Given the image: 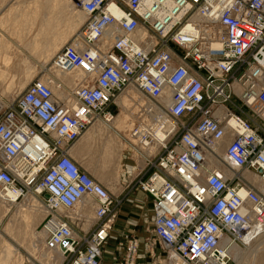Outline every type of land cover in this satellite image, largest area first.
Here are the masks:
<instances>
[{
    "label": "built area",
    "instance_id": "2783aa9c",
    "mask_svg": "<svg viewBox=\"0 0 264 264\" xmlns=\"http://www.w3.org/2000/svg\"><path fill=\"white\" fill-rule=\"evenodd\" d=\"M67 1L87 19L53 63L79 71L80 79L65 98L38 78L13 99L0 98V200L47 194L44 248L68 255L67 264H102L103 256L110 264H136V233H123L103 251L118 200L69 154L90 125L111 122L110 106L131 86L152 104L148 112H164L172 127L137 182L165 259L232 264L223 237L245 242L251 227L253 236L264 232V197L243 175L221 169L226 164L264 181V0ZM110 28L114 36L106 39ZM86 199L96 222L82 241L69 212Z\"/></svg>",
    "mask_w": 264,
    "mask_h": 264
},
{
    "label": "rangeland",
    "instance_id": "374dc122",
    "mask_svg": "<svg viewBox=\"0 0 264 264\" xmlns=\"http://www.w3.org/2000/svg\"><path fill=\"white\" fill-rule=\"evenodd\" d=\"M31 1H34V0H0V32H3L6 38L10 41L9 46L12 48L15 47L14 43L17 42L18 40H19L18 42H20L21 44H24L25 39L21 37L23 36L24 33L23 34L20 33L21 36H18L19 34L15 33L14 29H17V28L10 26L13 23H11V21L9 20V16H7V14L10 11H14V9L16 10V9L25 7V5ZM68 3L71 5L70 2ZM45 6H48V4ZM31 8L35 10V12H31L28 14H25V12L24 14L22 13L17 14L21 16H20V22L19 20L17 21L16 19L15 26L18 27L22 32L25 31V34H27V37H28L26 38V42L29 45L31 44V42L34 44L35 35H38L37 36V38L39 37L38 40H40L41 38V42L43 43L52 41L54 33H57L63 30L61 27V23L58 22V24H56V22H54L53 24L55 25V27H53V29L50 27L49 28L50 30L49 31L47 30L48 34L47 32L46 34L43 33L42 29L41 30L39 29V32L42 33L43 35L39 34L38 31L36 32V30L33 29L34 27L31 26L32 21L30 22L29 20L42 19V17L46 15L47 13L44 11H41L43 7H40L37 5H34ZM37 8H38V11H36ZM54 13L56 12L54 11ZM25 15L26 17H24ZM31 17H33V19H30ZM77 29L78 28H74V30L70 31L66 35V37H64L62 42L65 43V41H67L69 37L74 32H76ZM49 35H50V38H49ZM44 36H47V38ZM66 38L68 39L66 40ZM62 42L61 44L63 45L64 43ZM61 44L58 45L54 57L56 56L57 52H59L58 50L61 48L62 46ZM45 49L47 48L45 47ZM21 50L22 52L20 51L17 52V50L13 48V51L11 53L12 54L14 53L16 55V56L14 55L13 57L21 59L22 56L25 55L24 54L25 51L22 47H21ZM45 53L46 51L43 54H41V56L33 55L32 53L30 55L33 58L35 57V59H40L39 57L43 58L45 56ZM53 58L51 59L52 65L48 64L50 62L49 61L44 67L45 70L40 72V74H39V71L44 68L38 65L35 68L33 76H29V77L27 76L28 78L27 77L25 78L24 77H12L11 78L10 76H0V98L5 99L7 101L13 99L17 95H19L21 92H23V89L27 83H29L31 80L35 78H38L43 81L51 80L52 81L51 86L56 87L57 89H64V90L66 89L65 94H68L69 96L70 95L69 93H71L70 91L73 87L75 77L73 78L74 80H72L71 87H69L68 89L66 86V82H65L66 79L65 78L63 79V77L59 73H56L57 70L54 68L55 64L53 63ZM20 61L21 60H17L16 62L13 63V65L10 64L8 68L10 67L18 68L20 64L22 63ZM14 66H17V67H14ZM48 68H49V71L47 73L46 71ZM77 72L78 71L74 72V70H72L71 74L74 75V74H77ZM46 73L47 75L42 76L43 74H46ZM77 76H79V72ZM78 78L79 77H77V79ZM11 80H12V83H11ZM23 83H24L23 85L24 87L21 90H18L16 87L20 88ZM54 84H56L57 86H54ZM11 87H12V92L8 90V88L11 89ZM128 88H133V87H128ZM3 90L5 92H2ZM133 90L135 89L133 88ZM124 93L125 92H123L122 94L118 96V98L115 100V104H112L108 110L113 114V118L116 117L119 113L126 111L125 115H127V117L125 118V121H123L118 126L114 125L117 129L123 130V128L125 127L128 129H132L133 127L141 125L143 128L151 127V130L154 131L156 127H159L161 120H160V123H157V122L159 121L160 115L156 113L148 112L149 107H147V104L152 105L151 103L146 102L145 99H143L142 101L137 100L136 97H138L139 94H137V96L135 94V98H132V100L128 101L126 104L124 103L121 105L119 103V100H121L124 97ZM233 100L238 101L237 99H233ZM167 117L166 119H168ZM189 118H190V115H187L181 121L188 122ZM97 122L103 123L101 124L102 130H99V132H96V133H93L87 136V133L89 131H92V127L89 128L91 126L90 125L82 134L83 136H81L78 139V141L74 144L73 149H72L73 152L71 153L73 154L74 152H76L77 154H79L80 159H77V160H80V162L84 163L83 166L86 167L89 174L95 180L101 183L108 190L110 194L116 197L119 203L116 206V213L117 212L120 214L122 213V215L119 214V216L117 217V221L114 226V235L112 236L111 239H109L106 242V244L103 247V251H105L106 249H107L106 251H109L108 249L112 247L114 248L116 241L123 239L124 237L123 233H136L139 239L141 240L140 246L138 249V256H137L136 264H165V262L167 261L165 259L166 258L165 250L159 246L156 238L151 232V213L149 211V208H150L149 199L137 187V182L140 178H138V176L133 178L132 174H128L126 172L120 171L121 158L123 156V152H133L134 154L133 157L134 156L136 157L138 155L137 152H159L161 150V147L159 146L155 147L154 139L152 137H147L146 140L149 142L151 141V142L148 146H146V148H142L139 144L130 142L127 138L121 135L112 126H110L109 128L107 127L105 128L104 124H109V123H104V121H102L101 118L98 119ZM106 141H111L114 144L123 142L127 145V148L123 152H118L120 153V155H118V153H113L111 155L112 157L110 156L107 159L106 155L103 153V145ZM227 143H228V140L225 139L223 142V147L219 149L218 154H222V152H224L223 151L224 145H226ZM106 162L108 163V167L105 166ZM104 166L106 167V169L112 168L115 171H107ZM222 168L225 170H228L229 173L232 172V174L239 173L243 175L244 177H246L245 175L246 173H248L254 176V174L250 171L238 172L236 169H232L230 168V166L226 164ZM229 168L232 170H230ZM247 180L250 182L252 187L257 191V193L260 196L264 197V192L261 191L260 185L258 186V184L253 183L248 178ZM44 198H46L44 195H40V194L38 195L32 192H24V195L19 200H17L16 203L10 204V206H7L5 203H3L5 204L3 206L2 202H0V237H1L0 238V248H1L0 251L4 247L2 245L6 243H9L10 245L12 244L14 247L13 246L11 247H13V249L14 248L17 249V252L14 254L15 257L13 256V261L11 262V264H48V262L51 264V262L54 260L52 258L51 260L46 261L47 259V258L45 259L46 254L48 253L47 255H51L54 258H57L56 257L57 255L59 256L58 252L47 251L44 248V240H45L44 235H43L44 238L42 237L40 239L39 237H37V240L36 238L32 237L33 231L36 234L41 232L49 216L47 213V208L44 204ZM129 200L139 201L143 204V207L142 208L140 207L136 208L135 206L133 207L131 206V203ZM83 203L84 201L81 203V205ZM43 208L45 209L44 210L45 212L43 213L39 212ZM124 209L125 210L127 209V210L125 211ZM131 211H133L134 213L136 212L138 217L135 216V214H131L130 213ZM88 213L90 214L91 217L89 216ZM69 215L70 217L73 218L72 223H73V228H74L76 235H78V237L81 238L82 241L83 239H86V238L90 239V234L92 233L95 227L94 226L95 222H96L94 219L92 210L89 208V211H87V214H86V212L81 211L80 206L78 207L76 206L71 212H69ZM87 218L88 220H86ZM133 222H138L140 226L136 227L132 225ZM146 226L148 228H146ZM250 234H253V232H250ZM31 242H33L34 245H32ZM232 243L234 244L233 248L231 249L232 264H264V232L262 234H257L255 236L250 235V240L248 242L247 241L244 242L239 237H235V238L232 237ZM14 260H17V261H14ZM71 260L72 258H70L68 255L67 256L61 255V259H60L61 262L59 264H67ZM102 264H110L109 258L106 256H103Z\"/></svg>",
    "mask_w": 264,
    "mask_h": 264
},
{
    "label": "bare ground",
    "instance_id": "6f19581e",
    "mask_svg": "<svg viewBox=\"0 0 264 264\" xmlns=\"http://www.w3.org/2000/svg\"><path fill=\"white\" fill-rule=\"evenodd\" d=\"M32 2V1H31ZM69 1H66V0H53V3H52V5H53V7H52V10H56L55 12H57V13H55V14H53L52 13V11L51 10H49V18L47 19L48 20V22H47V25L49 26V21L51 22V21H53L54 20V18H55V20H57V22H56V24H58V22L59 23H62L63 24V27H64V29L63 30H61V31H59V32H57V33H54L55 35H54V37H53V40L52 41H50V44L48 45V47H47V49H46V53H45V56H44V60L45 61H48L49 59L51 60V58H53L54 57V55H55V53H56V49H57V47H58V45L59 44H61V42H62V40L64 39V37H66V35L72 30V29H74L75 27H77V26H79L80 25V23H81V21L84 19V17L83 16H81V14H80V12H78V11H74L73 10V7L68 3ZM28 5V4H27ZM26 9V8H25ZM10 13V12H9ZM21 16V15H20ZM31 16V15H30ZM42 16V15H41ZM25 17V16H24ZM45 19V18H44ZM23 21V20H22ZM55 22V21H54ZM5 23V22H4ZM9 23V22H8ZM41 23V22H40ZM42 23H43V21H42ZM34 24V23H33ZM5 25V24H4ZM39 25V24H38ZM43 25V24H42ZM42 25H41V27H42ZM36 26V25H35ZM53 26H54V24H53ZM52 27V26H51ZM18 28V27H17ZM38 28H40V27H38ZM50 26L49 27H47L46 29L49 31L50 29ZM43 29L44 28H42V31H43ZM52 29H53V27H52ZM17 30V29H16ZM45 30V29H44ZM46 30V32H47V34H48V31ZM52 31V30H51ZM33 32V31H32ZM44 32V31H43ZM46 32H44L45 34H46ZM114 32H115V29L114 28H110L109 30H107L106 31V33H105V37H106V39H110V38H112L113 36H114ZM1 34V33H0ZM18 34V33H17ZM44 34V35H45ZM2 35V34H1ZM43 35V34H42ZM3 36V35H2ZM37 36L38 35H35V39H34V47H33V49L32 48H30V49H32L31 50V53L33 54V55H40L41 56V53L43 52H39V50H38V46H40V43H43V42H41V38H40V40H38V38H37ZM48 36V35H47ZM47 36H44V37H46L47 38ZM52 37V36H51ZM28 38V37H27ZM49 38H50V35H49ZM68 38H66V40H67ZM43 40V39H42ZM19 41V40H18ZM22 41V40H21ZM45 41V40H44ZM66 42V41H65ZM27 43V42H26ZM48 43V42H47ZM62 43H64V42H62ZM39 44V45H38ZM25 45V44H24ZM62 45V44H61ZM18 46V45H17ZM43 47V46H42ZM41 47V48H42ZM44 47H45V45H44ZM25 49V48H24ZM12 50H13V48H12ZM16 50H18V49H16ZM61 50V49H60ZM60 50H58V51H60ZM8 51V50H7ZM28 51H30V50H28ZM10 52V51H9ZM4 54H5V52H4ZM7 54V53H6ZM5 54V55H6ZM13 55H14V53H13ZM32 55V56H33ZM9 56V55H8ZM8 56H4L5 57V59H6V57H8ZM30 56V55H29ZM9 58H11V56H9ZM33 58V57H32ZM4 59V58H3ZM12 59V58H11ZM8 61H10V60H8ZM4 62H5V60H4ZM3 62V63H4ZM11 62V61H10ZM8 63V62H7ZM10 64V63H9ZM34 64V63H33ZM44 64V63H43ZM42 64V65H43ZM4 65V64H3ZM26 64H24V66H25ZM32 65V64H31ZM9 66V65H8ZM7 66V67H8ZM2 67V66H1ZM35 67V66H34ZM4 68V67H3ZM6 68V67H5ZM54 68L57 70V72L56 73H59L62 77H63V79L65 78L66 79V86H67V88L69 89V87H71V83H72V80H74V83H73V85H75V82H76V79H77V77H79L78 78V80L80 79V75H81V73L79 72V76H77L78 75V72H77V74H71V70H66V69H62V68H60L59 66H57L56 64L54 65ZM2 70V69H1ZM1 70H0V74H1ZM3 73H4V70H3ZM24 73V72H23ZM5 74V73H4ZM3 74V75H4ZM8 74V73H7ZM31 74V73H30ZM8 75H10V74H8ZM27 75H28V73H27ZM26 75V76H27ZM56 75H58V74H56ZM0 76H2V75H0ZM24 76V75H23ZM22 76V77H23ZM29 77V76H28ZM27 77V78H28ZM58 77V76H57ZM75 77V78H74ZM10 78V77H9ZM11 78H12V76H11ZM24 78H25V76H24ZM26 78V79H27ZM61 78V77H60ZM74 78V79H73ZM2 79V78H1ZM21 79V78H20ZM49 79V78H48ZM62 79V78H61ZM45 80V79H44ZM50 80V79H49ZM26 81V80H25ZM41 81H43V80H41ZM51 81V80H50ZM10 82V81H9ZM22 82V81H21ZM20 82V83H21ZM43 82H48V81H43ZM11 83H12V80H11ZM10 85V84H9ZM24 83L21 85V87L20 88H18V87H16L18 90H21L24 86ZM6 86V85H5ZM54 86H57L56 84H54ZM12 87H13V85H12ZM12 87H11V89H9L8 88V90L10 91V92H12ZM129 87H131V86H129ZM4 88V87H3ZM15 88V87H14ZM128 88V87H127ZM51 89H52V92H53V94L56 96V97H58V98H65V97H67L68 96V94H65V91H66V89L64 90V89H57L56 87H53V86H51ZM133 88H129L128 89V92L129 93H127V95L128 96H124L121 100H119V102L121 103V105L122 104H126L128 101H130L129 100V98H135V93H134V91L132 90ZM2 92H5L4 90L2 91ZM9 92V93H10ZM70 94V93H69ZM4 95V94H3ZM137 99L138 100H140V101H142L144 98L143 97H137ZM163 101L166 103V104H169L170 103V93H169V90L168 91H166V94H165V97L163 98ZM120 105V104H119ZM147 106L149 107V106H152V105H148L147 104ZM123 110V109H122ZM157 110V109H156ZM158 111V110H157ZM125 112L126 111H123L122 113H119L115 118H113V119H115L114 120V125H119V124H121L123 121H125V118L127 117V115H125ZM158 114L160 115V117H159V121L157 122V123H160V120H161V123H160V125H159V127H156L155 129H154V131H152L151 130V127H147V128H143L141 125H138V126H136V127H133L132 128V131H131V134H132V136L133 137H135L136 138V140H137V143L141 146V147H143V148H146V146H147V142L145 141V137L147 138V137H152L153 139H154V141H155V144H154V146H158V144L161 142V141H164L165 139H166V137H167V132H169L171 129H172V127H171V124H170V121L168 120V119H166V116L164 115V112H162V111H158ZM113 119L111 120V122L113 121ZM127 121H128V119H127ZM111 122H109V123H111ZM94 124V123H93ZM102 124V123H101ZM155 124V123H154ZM108 126V125H107ZM111 126V125H110ZM130 126H131V124H130ZM156 126V125H155ZM106 127V126H105ZM95 128V127H94ZM97 128V127H96ZM99 128V127H98ZM100 128H101V126H100ZM128 129V128H127ZM102 130V129H101ZM130 130V129H129ZM94 131V130H93ZM108 142V141H107ZM116 143V142H115ZM161 143H163V142H161ZM110 145H111V143H110ZM107 146V145H106ZM106 146H105V148H106ZM114 146V145H113ZM115 146H117V145H115ZM117 148V147H116ZM113 151V150H112ZM104 153H105V151H104ZM73 154H75V152L73 153ZM119 155H120V153H119ZM107 156H108V154H107ZM112 157V156H111ZM78 158V157H77ZM107 163V162H106ZM211 163H213V161L211 160ZM105 164V163H104ZM82 165V164H81ZM106 166V165H105ZM104 166V167H105ZM116 166V165H115ZM231 168V167H230ZM229 168V169H230ZM102 169V168H101ZM227 175H229V176H232L233 174H232V172H230L229 173V171L228 170H225V169H223V168H221ZM233 169V168H232ZM232 169H230V170H232ZM248 179H250L253 183H256V184H258V186L260 185V189H261V191H263L264 192V181L263 180H261L260 178H258L257 176H252V175H250V174H248V173H246V175H245ZM245 177V178H246ZM105 182V181H104ZM261 182H262V184H261ZM244 194V192H243V190H241L240 191V195L242 196ZM8 197H10L11 199H13V200H15V198L17 197V192L16 193H12V192H10L9 194H8ZM0 202H2V204L3 203H5L7 206H10V204H14V203H16V202H7V201H4V200H0ZM83 201H80L76 206L78 207V206H80V208H81V211H83V212H86V214H87V211H89V208L92 210V208H91V200L90 199H86L85 201H84V203L81 205V203H82ZM5 204H3V206L5 205ZM85 204V205H84ZM2 206V205H1ZM75 206V207H76ZM2 208V207H1ZM4 208V207H3ZM8 210V209H7ZM45 209L43 208L42 210H40L39 212H41V213H43V212H45L44 211ZM86 210V211H85ZM77 212V211H76ZM92 213H93V215H94V212H93V210H92ZM32 214H33V212H32ZM89 214V213H88ZM39 216V215H38ZM37 216V217H38ZM89 216H90V214H89ZM91 217V216H90ZM86 220H88V218L86 219ZM85 225V224H84ZM256 231V229L254 228V227H251V230H250V232H255ZM8 232V231H7ZM46 237V232L42 229L41 230V232H39L38 234H36L34 231L32 232V237H34V238H36V240H37V237H39L40 239L43 237L44 238V236ZM250 233H245L244 234V238L243 239H246L245 241H248V239L250 240ZM1 238V237H0ZM45 239V238H44ZM4 240V239H3ZM35 240V239H34ZM5 241V240H4ZM39 241V240H38ZM223 245H230V253H231V249L233 248V246H234V244L232 243V238H229V237H223ZM20 242V241H19ZM3 243H5V242H3ZM32 243V245H34L33 244V242H31ZM31 243H30V245H31ZM36 243V242H35ZM37 244V243H36ZM2 246H4L3 248H2V250L0 251V264H11V262L13 261V256H14V254L17 252V249H13V245L11 244H9V243H6V244H4V245H2ZM11 246H13V247H11ZM22 246V245H21ZM238 247V246H237ZM29 248V247H28ZM27 248V249H28ZM1 249V248H0ZM35 251V250H34ZM47 251H49V250H47ZM34 254V253H33ZM45 254V253H44ZM48 254V253H47ZM46 254V257H45V259H46V261H48V260H51L52 258H53V260L54 261H50L51 262V264H59L61 261H60V259H61V255L59 254V256L57 255L56 257L57 258H54V257H52L51 255H47ZM15 257V256H14ZM18 257H19V255H18ZM43 260V259H42ZM14 261H17V260H14ZM48 264H50L49 262H48ZM165 264H170L169 263V261H166L165 262Z\"/></svg>",
    "mask_w": 264,
    "mask_h": 264
},
{
    "label": "crops",
    "instance_id": "0c3cea01",
    "mask_svg": "<svg viewBox=\"0 0 264 264\" xmlns=\"http://www.w3.org/2000/svg\"><path fill=\"white\" fill-rule=\"evenodd\" d=\"M39 1H41V2H39ZM52 3H53V0H34V1H32V2H28L26 5H25V7H22V8H19V9H14V11H10V13H8L7 14V16H9V20L11 21V23H13L12 25H10V26H13L14 28H17L16 26H15V21H16V19H17V21L19 20V22H20V15H17V14H20V13H22V14H24V12H25V14H28V13H31V12H35V10H33L31 7L32 6H34V5H37V6H40V7H43L42 9H41V11H44V12H46L47 14L46 15H44L43 17H42V19H33V17H31L30 19H33V20H29L30 22L32 21V24H31V26L32 27H34L33 29H35L36 30V32L38 31V33L39 34H42V33H40L39 32V29L41 30L42 28H47V27H55V25L53 26V23H54V21L55 22H57V20H55V18H54V20L53 21H49V26L47 25V22H48V18H49V13L52 11V13L53 14H55L54 13V11H56V10H52V7H53V5H52ZM71 3V6L73 7V10L75 11H78V12H80V14H81V16H83L84 17V19L81 21V23H80V25L79 26H77V27H75V28H78L77 30H76V32L82 27V25L85 23V21H86V19H87V17H86V15H85V13L83 12V10L76 4V3H72V2H70ZM48 4V6H45V5H47ZM50 5V6H49ZM26 8V9H25ZM13 10V9H12ZM49 10H51L50 12H49ZM36 11H38V8H37V10ZM57 13V12H56ZM56 15V14H55ZM32 16V15H31ZM25 17H26V15H25ZM45 18V19H44ZM42 21H43V23H42ZM41 22V23H40ZM34 23V24H33ZM51 23V24H50ZM39 24V25H38ZM43 24V25H42ZM36 25V26H35ZM41 25H42V27H41ZM38 27H40V28H38ZM51 27V28H52ZM61 27H62V29H64V27H63V24L61 23ZM46 30L47 29H45V30H43L44 32H46ZM72 30H74V29H72ZM71 30V31H72ZM14 31H15V33H18L19 35L18 36H21V34H23V36H21L23 39H25L24 41H25V45L24 44H21L20 42H18L17 40V42H15L14 44V46L15 47H13V48H15V49H18L17 50V52L18 51H20V52H22V50H21V47L24 49V51H25V55H23L22 56V58L21 59H19V58H14L13 56L15 55H13L11 52L13 51L12 50V47H10L9 46V43H10V41L6 38V36L3 34V32H0L1 34H0V70H1V74L0 75H2V76H12V77H22L23 75L25 76V77H27V76H33V73H34V71H35V68H36V66H38V65H40L41 67H45L46 66V64L48 63L49 65H52V60H48V61H45L44 60V57L42 58V57H39L40 59H35V57L34 58H32L31 57V50L33 49V47H34V44L31 42V44L29 45V44H27L26 43V38H27V34H25V31L24 32H22L19 28H17V30L16 29H14ZM43 32V33H44ZM76 32H74L70 37H69V39L61 46V48L66 44V43H68L69 42V40L71 39V37L76 33ZM21 33V34H20ZM55 35V34H54ZM54 35H53V37H54ZM50 44V42H45V43H40V46H38V50H39V52L41 53L42 51V53L41 54H43L45 51H46V49H45V47L47 48L48 47V45ZM18 45V46H17ZM44 45H45V47H44ZM43 46V47H42ZM42 47V48H41ZM30 48H32V49H30ZM60 48V49H61ZM59 49V50H60ZM8 50V51H7ZM28 50H30V51H28ZM10 51V52H9ZM4 52H5V54H4ZM9 52V53H8ZM11 56V58H9V56ZM30 55V56H29ZM4 56H8V57H6V59H5V57ZM16 56V55H15ZM4 58V59H3ZM42 58V59H41ZM52 59V58H51ZM4 60H5V62H4ZM8 60H10V61H8ZM17 60H21L20 62H22L21 64H20V66L18 67V68H12V67H10V68H8L9 66H10V64L11 65H13V63L14 62H16ZM4 62V63H3ZM8 62V63H7ZM19 62V61H18ZM10 63V64H9ZM34 63V64H33ZM44 63V64H43ZM4 64V65H3ZM24 64H26L25 66H24ZM32 64V65H31ZM43 64V65H42ZM9 65V66H8ZM2 66V67H1ZM8 66V67H7ZM35 66V67H34ZM4 67V68H3ZM6 67V68H5ZM14 67H17V66H14ZM42 69V68H41ZM3 70H4V73H3ZM43 70H45V68L44 69H42V70H40L39 71V74H40V72H42ZM48 71H49V68L47 69V73H48ZM24 72V73H23ZM10 74V75H8V74ZM27 73H28V75H27ZM31 73V74H30ZM47 73L46 74H43L42 76H45V75H47ZM4 74V75H3ZM27 75V76H26ZM23 76V77H24ZM36 76V75H35ZM29 83H27L26 84V86L28 85ZM25 86V87H26ZM24 87V88H25ZM126 89H129V88H126ZM133 90V89H132ZM134 91V93L136 94V96H137V94H139V93H136L137 91H135V90H133ZM125 93H124V96H128L127 95V93H129L128 92V90H126V91H124ZM138 97H140V94L138 95ZM137 98V97H136ZM129 100H132V98H129ZM138 100V99H137ZM120 103V102H119ZM121 104V103H120ZM115 118V117H114ZM114 120L115 119H113V121L111 122V123H109V124H104L107 128H109L110 127V125L114 128V129H116L121 135H123L125 138H127L130 142H132V143H137V140H136V138L135 137H133L132 136V134H131V131H132V129H127L126 127L125 128H123V130H121V129H117L115 126H114ZM97 123H98V125H97ZM100 124V125H99ZM103 124V123H102ZM108 125V126H107ZM100 126H101V122H94V124H92L89 128H91L92 127V131H89L88 133H87V136H89V135H91V134H93V133H96V132H99V130H101V128H100ZM118 126V125H117ZM95 127V128H94ZM97 127V128H96ZM99 127V128H98ZM102 127V126H101ZM105 127V128H106ZM94 130V131H93ZM105 130H107V129H105ZM83 136V135H82ZM110 143H111V145H110ZM138 144V143H137ZM107 145V146H106ZM114 145V146H113ZM115 145H117V146H115ZM105 146H106V148H105ZM117 147V148H116ZM156 147V146H155ZM127 148V145L125 144V143H123V142H121V143H118V144H114L113 142H111V141H106L105 143H104V145H103V153H104V151H105V155H106V158L108 159V157H110L113 153H118V152H123L125 149ZM143 148V147H142ZM72 149H73V147L69 150V154L75 159V160H77V159H80L79 158V154H77L76 152H75V154H72L71 152H73L72 151ZM113 150V151H112ZM151 151V150H150ZM160 153V151L159 152H137V156L134 158L133 157V152H123V156H122V158H121V165H120V171H122V172H126V173H128V174H132L133 175V178H135L136 176H138V178H140V179H142V178H145L148 174H149V171H150V168H149V166H148V158H150L151 157V159L153 160V159H155L157 156H158V154ZM107 154H108V156H107ZM118 155H119V153H118ZM78 157V158H77ZM120 158V157H119ZM78 162H79V164L83 167V168H85V170L87 171V169H86V167H84L83 166V164L84 163H82V162H80V160H77ZM106 167H108V163H106ZM106 167H105V169H106ZM107 171H115L114 169H112V168H107L106 169ZM88 172V171H87ZM129 201H131V200H129ZM125 210V209H124ZM127 210V209H126ZM125 210V211H126Z\"/></svg>",
    "mask_w": 264,
    "mask_h": 264
},
{
    "label": "water",
    "instance_id": "95a60500",
    "mask_svg": "<svg viewBox=\"0 0 264 264\" xmlns=\"http://www.w3.org/2000/svg\"><path fill=\"white\" fill-rule=\"evenodd\" d=\"M48 195L47 194H45V197H47Z\"/></svg>",
    "mask_w": 264,
    "mask_h": 264
}]
</instances>
